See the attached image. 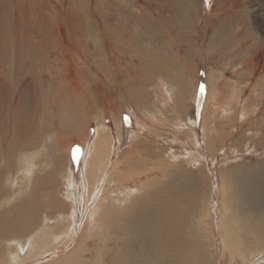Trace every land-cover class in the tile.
<instances>
[{
  "label": "rangeland",
  "instance_id": "rangeland-1",
  "mask_svg": "<svg viewBox=\"0 0 264 264\" xmlns=\"http://www.w3.org/2000/svg\"><path fill=\"white\" fill-rule=\"evenodd\" d=\"M258 1L0 0V90L4 91H0L4 107L0 138L5 142L11 139L20 125L26 137H40L37 148L28 150L37 154L42 164H48L32 185L42 203L49 201L51 205L53 188L61 198L70 192L61 176L77 168L76 155L82 154L86 161L101 126L126 136L140 128L136 119L147 124L142 140L132 148L130 142L125 143L120 152L123 160L137 163V169L149 160L166 161L171 156L173 162H166L167 170L153 185L150 197L140 199L122 220L118 218L116 239L109 242V251L101 248L107 254L106 264L115 262L117 247H136L135 255L150 252L154 256L158 248L173 251L171 236L164 234L171 223L165 222L163 214L165 205L174 202L182 220L178 223L180 236L204 243L203 250L197 244L192 250L198 255L197 264H213L215 240L219 251L222 249L221 200L216 193L222 176L228 185L225 204L231 223L237 232L240 227V238H246L251 248L258 243L257 247L264 246V228L260 226L264 216V6H258ZM210 89L216 99L205 105ZM206 106L211 128L203 124ZM111 108L112 114L107 115L105 110ZM20 110L22 116L17 114ZM82 132L86 139L73 145V152L69 150L68 163L66 148H60L58 142L68 144ZM187 151L197 155L195 164L186 158ZM23 152H17V160ZM181 152L184 161L173 158ZM4 162L2 158L0 163ZM199 165L211 181L210 193L200 195L193 186L205 176L197 171ZM12 168L3 176L4 186L15 182L16 166ZM11 205L7 206L8 218ZM6 216L0 215L3 219ZM94 245L89 247L91 251ZM84 257L87 262L91 256ZM48 259L41 260L42 264ZM257 264H264V257Z\"/></svg>",
  "mask_w": 264,
  "mask_h": 264
},
{
  "label": "bare ground",
  "instance_id": "bare-ground-1",
  "mask_svg": "<svg viewBox=\"0 0 264 264\" xmlns=\"http://www.w3.org/2000/svg\"><path fill=\"white\" fill-rule=\"evenodd\" d=\"M257 5L258 6H264V1L263 0L258 1ZM238 6H239V4H238ZM212 7H210V8H212ZM261 16H264V12H263V15H261ZM25 20H26V18H25ZM215 40H216V38H215ZM261 48L263 49V47H261ZM9 52H10V50H9ZM258 63H259V61H258ZM15 65H17V64H15ZM2 80H4V79H2ZM97 89H99V87ZM211 89H210V92H208L209 96L207 97L205 105L210 104V101L211 100L213 101L214 98L216 99V94ZM208 91H209V89H208ZM76 92H77V90H76ZM72 93H74V92L72 91ZM168 95L170 97L169 93H168ZM112 105H113V103L110 104V106H112ZM101 106H102V104H101ZM208 108L209 107L206 106V108L204 110V123L203 124L205 125L206 128L208 127V125H210L209 124L210 112H207ZM218 108L223 109L225 107L223 105H219ZM18 109L19 108H15L14 110L16 111ZM114 109H115V107H114ZM114 109H112V108L108 109V110L106 109L105 113L107 115L112 114V110H114ZM223 112H224V110H223ZM3 113H4V107H3V104L0 103V122H1V117H2ZM17 114H20L22 116L21 110ZM136 118H137V116H136ZM17 119H20V118H17ZM136 121H137L140 128L136 132L129 133V131H128L126 136L123 135V133L121 136H119L117 132L111 133V132H113L112 130L110 131L108 128H105L104 126L100 127V129L98 130L97 139L95 140L92 147L91 148L89 147L90 149L87 152V154H89V156L86 158V161L84 160L85 156L81 157L82 154L76 155L79 160L77 159V162L75 163L77 168L73 169V173L71 171H69L66 175L64 174L63 176H61V174L58 173V174H60L61 179L64 182V184L69 185L70 192L68 190H66L69 193L65 192L63 194L65 198H63V196L61 198L59 196L60 192H56L57 189L53 188V193L51 194V197H50V203H51L50 206L51 207L49 206V201H45L44 203L41 202L39 195L36 192L37 190L34 187H32V185L35 184L37 180H39L38 175L42 174L41 172L44 169L43 168L44 164L48 165L47 163L42 164V161L37 159L38 157H36L38 155L37 154H30L29 153L30 150H28L29 148H34V149L37 148L36 144L38 141L40 142V137H26L27 133H25L24 128L19 124L20 129H15V132H13L14 135L11 139H10V137L9 138L6 137L7 140L5 142V140H4L5 138H0V162L2 161V158L5 161L4 163H2L3 165L0 163L2 165V166H0V202H1L0 203V215L6 216V213L7 214L9 213L7 206L9 204H12L10 206L11 210H12V214L10 213L11 218H8L9 216L8 217L6 216L4 219H3V217H0V264H42L41 260H43L45 258H49L48 260H46V262H47L46 264H85V263L86 264H106L105 261H106V255L107 254L106 253L104 254L102 252V250L106 249V251H109V249H110V246L108 247L109 242H112L114 239H116V236H114V235H116V233L114 232V230H115L114 227H116L118 218H120L119 221L122 220L123 218H121V217L126 216L129 213L128 212L129 210H134L135 205L137 204V202L140 199H143V198L147 199L148 197H150V191L153 190V187H154L153 185L159 180V177L164 176V172L167 170L166 162L171 161V160H169V158L171 156H168L166 158V161H162V159H161V161H160V159H158V161H156V162H151L150 160L149 161L146 160L147 162H144L142 164V167L140 169H137L136 168L137 163L132 164L130 160L128 161L126 159L125 160L122 159L120 152L122 150L123 145L125 143L128 144L130 142V144H128V146L130 148H132L131 146L134 145V143H136L138 141V139L141 138V140H142V137L144 135L143 130H148V127L146 126L147 124H144L142 119L139 120V118H138V119H136ZM147 123H149V122H147ZM0 127H1V123H0ZM186 127L187 126H185V128ZM209 127L211 128L212 125H210ZM213 127H214V125H213ZM182 128H183V126H182ZM203 130H204V127H203ZM35 131H37V130H35ZM1 132H2V130H1ZM210 133H211V131H210ZM213 134H214V132H213ZM8 136H10V134ZM191 136H193V135H191ZM208 137H209V135H208ZM209 138H211V137H209ZM71 139H72V142L68 141L69 142L68 144H65L64 142H66V141L63 142V140L62 141L60 140L58 142V146L60 148L63 146L66 148V150H65L66 151V159L68 160V163L71 160V153L73 152L71 149H72L73 145H76V143H80V142L83 143L86 139V136H85V133L82 132L81 134H78L75 137H72ZM206 139H207V137H206ZM173 140H174V138H173ZM203 141H205V139ZM189 142H190V140H189ZM196 142H197V140H196ZM152 144H154V143H152ZM158 145H160V144H158ZM83 147H84V145H83ZM204 147H206V146H204ZM86 149H88V148H86ZM196 149H197V146H196ZM19 150H22L24 152L21 153L22 155L19 154L21 156V158L19 160H17L16 154L18 155L17 152H19ZM69 150L72 152L70 153ZM41 151H42V149H41ZM85 151L86 150L84 149L83 153ZM80 153H82V152L80 151ZM182 153L183 152H181V154L180 153L174 154L173 158L179 157L181 160H183V158L185 156H183ZM251 153H252V151H251ZM146 154H147V152H146ZM84 155H85V153H84ZM61 156H62V154H61ZM186 156H187L186 158L189 159L190 163L195 164V162H196L195 160H197V159L193 160V158L197 157V155H194L192 152L189 151ZM202 157H203V155H202ZM143 158H146V157L143 156ZM81 160L85 161L84 167H83L84 169L82 168V161ZM212 160H213V158H212ZM61 161L63 162L62 159H61ZM74 161H75V159H74ZM171 162H173V161H171ZM205 163H206V161H205ZM65 164H67V163H65ZM199 164H200V162H199ZM13 166H16V170H15V173H16L15 178L16 179H15V182H11V183L7 182L6 183L7 187H6V186H4L3 176H4L5 172H7L6 175L8 176V174L10 173L9 170ZM190 166L192 168L191 164H190ZM200 166L201 165H199V167H198L199 169H197V171L200 174L202 172H204L202 174H203V176L204 175L205 176L201 179V181H199V182L196 181L197 183L196 182L193 183V186L196 188V190L198 188V192H196L195 190L194 191L201 195V193H204V194L210 193L209 191H211V190H210L209 184L211 181H209L208 174L205 172L204 169L200 168ZM172 167H174V166H172ZM11 170H13V168ZM207 172H209V171H207ZM190 174L196 175V171H192ZM220 181H221L220 189H219V191H216V193H218V195L220 196V200H221V206H220L221 209H220V214H219L220 227L221 228H220L219 232H220V236H221V242L220 243H221L222 249H220V251H219V245H218L219 243L217 242V240H215V242H216V244H214L215 245V248H214L215 252L212 251V255H211L212 256V263L213 264H237L238 263L237 258H239L241 260L240 264H257L259 262V258L264 257V246L262 247L260 245V247H257V245H259V243H258V244H256L255 248H251V244H250V242L247 241L246 238H245V240L243 238H240V236H241V235H239L240 227H238L239 232H237L235 225L233 223H231V221H230V213L228 210V205L225 204V200H227V196H228L227 195L228 193L226 191L228 185H227V182L225 180V177L222 176V180H220ZM54 182H52V183H54ZM41 185H42V183H41ZM215 186H217V185H215ZM149 187L151 189H149ZM216 188H218V187H216ZM190 189H192V188H190ZM193 189H192V191H193ZM214 190H215V187H214ZM235 193H236V191H235ZM25 194H27V197L25 199H22L23 198L22 196ZM257 194H260V193L257 192ZM188 195H189V193H188ZM235 196L238 198L237 195H235ZM193 198H194V196H193ZM198 198H200V196ZM231 199L229 201L232 202ZM257 199H258V197H257ZM216 200L217 199H215V201ZM218 200H219V197H218ZM171 201H173V200H171ZM192 201H193V199H192ZM196 201L197 200H195V202ZM189 202H190V200H189ZM253 202L255 203L256 201L254 200ZM250 203H251V201H250ZM257 203H258V201H257ZM171 204L165 205V207H164L165 209L163 208L165 211V214H163V213L162 214L165 215V222L171 223V226L169 224L170 230L169 231L167 230L168 233L164 232V234L171 236V239H172L171 247L173 246L172 247L173 251H166V250L163 251L162 248H158L159 249L158 254H155L154 256H150L149 255L150 252H149V254L144 253V254L135 255V252L137 251L136 247L133 249L129 248L128 250H126V249L122 250L119 247H117L116 248L117 251H115L116 252L115 262L112 264H122V263H125V264H197L196 260L198 259L197 258L198 255L195 254L194 253L195 251H192V250L195 248L196 244L201 250H203L202 246L204 245V243L202 241L200 242V240L196 241V243H195L194 241L189 240L188 238L185 239V237L180 236V230H179L180 226L178 225V223L181 224L182 220L179 216H177L178 204H176L175 202L173 205H171ZM158 205H160V203ZM163 205H164V203H163ZM240 207H242V206H240ZM120 209H122L121 212L118 211ZM207 209H208V207H207ZM124 211H126V212H124ZM205 211H204V213H205ZM213 215H215V212ZM216 215H218V214H216ZM82 217H83V219H82ZM205 217H206V215H205ZM235 219H236V217H235ZM237 219H238V217H237ZM214 220H215V218H214ZM260 223L263 224L260 226H263V228H264V216L260 217ZM166 225H168V224H166ZM166 225H165V227H166ZM217 225L219 226V223L216 224V226ZM241 225H243V224H241ZM80 229H82V231L80 232V234H78ZM164 230H166V229H164ZM248 233H247V235H248ZM213 236H216V235L214 234ZM217 236L220 237L219 235H217ZM161 238H163V237H161ZM249 238H250V236H249ZM25 240L27 241V243L23 244V241H25ZM252 240H255V239H252ZM259 240H258V242H260ZM251 242H253V241H251ZM72 243H75V244L73 247L71 246V249L69 250V247ZM170 243H171V241H170ZM208 243H209V245H211L210 242H208ZM92 245H94L96 247V248H93L94 249L93 251H91L89 248ZM133 245H135V244H133ZM153 246H155V245L153 244ZM101 248H102V250H101ZM144 248L147 250L146 247H144ZM151 253H153V252H151ZM89 255L91 257H88L87 262H86V260H85L86 257H84V259H83V256H89ZM128 259H129V262H128ZM132 260L134 261V263L131 262ZM207 264H208V262H207Z\"/></svg>",
  "mask_w": 264,
  "mask_h": 264
}]
</instances>
